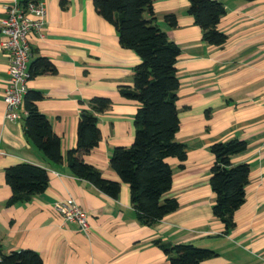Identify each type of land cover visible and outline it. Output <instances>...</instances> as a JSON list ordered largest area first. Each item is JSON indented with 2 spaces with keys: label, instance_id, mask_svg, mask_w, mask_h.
<instances>
[{
  "label": "crops",
  "instance_id": "crops-1",
  "mask_svg": "<svg viewBox=\"0 0 264 264\" xmlns=\"http://www.w3.org/2000/svg\"><path fill=\"white\" fill-rule=\"evenodd\" d=\"M46 8L41 36L30 33L29 68L36 57H46L53 73L30 76L27 89L42 98L37 107L60 139L62 161L50 163L24 135L25 109L18 118L5 119L3 91L8 57L0 48V248L32 249L43 264H169L155 240L191 243L210 248L215 256L201 264H264V0H220L225 13L217 27L227 36L222 46L208 44L188 14V0H153L154 22L180 49L175 66L179 79L176 106L179 128L175 139L185 144L186 157H169L172 184L164 193L175 197L176 210L152 226L138 222L121 182L117 198L90 182L73 176L66 153L76 142L81 105L93 96L111 99L97 114L100 139L84 161L103 177L119 180L109 166L114 147L129 146L134 138L133 116L139 103L119 93L131 86L139 56L118 42L115 28L93 8L92 0H42ZM12 0H0V19ZM174 13L175 26L164 15ZM144 16L148 18V14ZM1 39V35H0ZM236 137L247 147L231 156L232 164H249L245 200L235 210V226L223 233V223L212 214L215 193L210 187L212 143ZM28 162L45 168L48 186L26 201L7 204L10 188L6 167ZM73 198L87 214V230L64 221L54 206Z\"/></svg>",
  "mask_w": 264,
  "mask_h": 264
},
{
  "label": "trees",
  "instance_id": "trees-1",
  "mask_svg": "<svg viewBox=\"0 0 264 264\" xmlns=\"http://www.w3.org/2000/svg\"><path fill=\"white\" fill-rule=\"evenodd\" d=\"M38 1L19 0L18 3L25 7ZM188 2L187 12L201 28L202 39L208 44L222 46L227 36L217 24L225 13L223 3L220 0ZM152 3L153 0H92L96 13L115 28L120 46L133 50L140 58L132 69V85L119 87L121 95L139 103L132 121V143L114 147L109 157V166L119 180L103 177L95 166L82 158L100 139L97 114L110 107L109 97L93 96L85 106L81 105L76 123V142L66 153L69 172L90 182L104 194L117 198L121 182L127 184L135 216L140 224L148 226L177 209V199L164 196L172 184L173 169L168 158L183 161L186 157L185 144L175 139L179 128L176 106L179 79L175 63L180 49L154 22ZM60 6L65 7L64 0L60 1ZM164 20L168 26L177 24L174 13L165 14ZM28 70L30 76H34L53 73L56 69L46 57L39 56L31 62ZM41 98L42 94L33 89H27L23 96L26 111L24 135L48 162L58 164L62 161L60 139L37 107ZM246 147L247 142L236 137L216 141L209 147L214 156L209 176L210 187L215 193L211 210L223 223L224 234L235 226L233 214L245 200L250 170L246 162L232 164L231 156L243 152ZM4 175L11 191L7 204L26 201L48 186L47 170L36 164L19 162L10 165ZM155 243L165 253L169 264H201L216 254L210 248L191 243L160 240H155ZM0 264H43V261L32 249L5 253L0 248Z\"/></svg>",
  "mask_w": 264,
  "mask_h": 264
},
{
  "label": "built area",
  "instance_id": "built-area-1",
  "mask_svg": "<svg viewBox=\"0 0 264 264\" xmlns=\"http://www.w3.org/2000/svg\"><path fill=\"white\" fill-rule=\"evenodd\" d=\"M18 1L12 0L5 8V15L0 19V48L8 57L7 79L3 91L4 117L9 120L18 118L17 108L27 91L26 82L30 77L27 66L30 56L29 34L41 36L46 17V8L42 0L37 3L30 2L25 7ZM54 208L63 222H75L79 230L84 232L87 230L86 211L73 198L58 202Z\"/></svg>",
  "mask_w": 264,
  "mask_h": 264
}]
</instances>
